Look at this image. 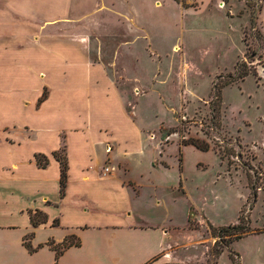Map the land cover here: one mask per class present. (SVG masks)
Wrapping results in <instances>:
<instances>
[{
  "label": "crops",
  "instance_id": "0c3cea01",
  "mask_svg": "<svg viewBox=\"0 0 264 264\" xmlns=\"http://www.w3.org/2000/svg\"><path fill=\"white\" fill-rule=\"evenodd\" d=\"M73 1L20 0L31 4L12 13L43 18L39 31H18L20 42L6 38L5 28L0 32V264H186L193 259L180 251L195 239L188 232L193 208L180 226L176 205L168 203L176 190L187 195L182 161L177 180L163 185L161 169L171 166L157 161L156 145L157 155H142L147 129L91 61L85 32L65 22ZM258 12L264 30V0ZM12 112L28 119L2 117ZM63 147L68 170L61 195L54 153ZM37 155L48 159L46 167ZM37 212L47 221L34 227L31 214ZM29 235L33 253L24 244ZM71 237L80 245L58 258L47 245Z\"/></svg>",
  "mask_w": 264,
  "mask_h": 264
},
{
  "label": "rangeland",
  "instance_id": "374dc122",
  "mask_svg": "<svg viewBox=\"0 0 264 264\" xmlns=\"http://www.w3.org/2000/svg\"><path fill=\"white\" fill-rule=\"evenodd\" d=\"M262 1L74 0L65 20L85 32L93 44L91 61L112 80L126 112L132 118L136 113V124L147 129L142 155H157L156 145L157 161L171 166L161 169L163 185L177 180L182 161L187 195L176 190L168 203L176 205L180 226L193 208L188 232L195 239L180 251L193 259L186 264H264ZM30 4L5 6L0 0L6 38L20 42L18 31L40 28L43 18L12 13ZM238 68L251 74L222 87ZM4 116L15 123L28 119L14 112ZM189 139L209 150L184 145ZM240 217L248 232L229 229ZM221 229L227 232L220 235Z\"/></svg>",
  "mask_w": 264,
  "mask_h": 264
},
{
  "label": "trees",
  "instance_id": "16d2710c",
  "mask_svg": "<svg viewBox=\"0 0 264 264\" xmlns=\"http://www.w3.org/2000/svg\"><path fill=\"white\" fill-rule=\"evenodd\" d=\"M239 69V68H238ZM251 72L248 70H243L241 71L240 69L238 70V74L235 77V79H232L229 83L224 84L222 87H225L229 84H233L235 82H238L239 80L242 81L244 80L248 75H250ZM220 87V88H222ZM219 91V90H218ZM45 94L43 95V97L41 98L40 101L44 100L45 98ZM184 145H190V146H196L198 149H201L203 151H208L209 150V146L206 144H199L195 139H189V140H185L183 142ZM54 157L55 159L60 163V167H61V177H60V191H61V195H64V191H65V187H66V183H67V170H68V165H67V159H66V155H65V147H63L60 151L55 152L54 153ZM36 161L37 164L40 167H46L48 164V159L43 156V155H37L36 157ZM47 219L44 215H42L41 213L37 212L35 214H31V223L34 227H38L41 224L46 223ZM243 219L240 217L239 218V225L237 226H233L232 228L229 229H233L234 231H242L245 232L247 230V228H242L241 227V223H242ZM191 224V223H190ZM227 230L226 229H221L219 234L221 235L222 233H226ZM242 232H240V234H242ZM32 235H29L27 237L24 238V244L26 246V248L29 250L30 253L35 252L37 249L33 248L31 245V240ZM73 237L67 239L63 244L61 245H55L54 242L50 241L48 242V246L55 250L57 252L56 256L57 258L63 253L64 250H66L67 248L71 247V246H79L80 242L78 240L75 241V239H72ZM241 236L238 235L236 237V239H240ZM220 256V255H219Z\"/></svg>",
  "mask_w": 264,
  "mask_h": 264
},
{
  "label": "built area",
  "instance_id": "2783aa9c",
  "mask_svg": "<svg viewBox=\"0 0 264 264\" xmlns=\"http://www.w3.org/2000/svg\"><path fill=\"white\" fill-rule=\"evenodd\" d=\"M110 171V168L109 167H106L105 169H104V172L105 173H108Z\"/></svg>",
  "mask_w": 264,
  "mask_h": 264
}]
</instances>
